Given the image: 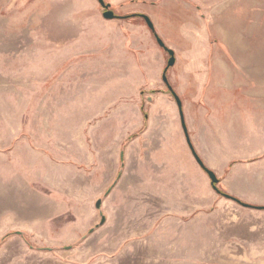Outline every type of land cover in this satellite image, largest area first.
<instances>
[{
    "label": "rangeland",
    "instance_id": "rangeland-1",
    "mask_svg": "<svg viewBox=\"0 0 264 264\" xmlns=\"http://www.w3.org/2000/svg\"><path fill=\"white\" fill-rule=\"evenodd\" d=\"M104 1L0 0V264H264V210L215 192L178 217L137 156L175 104L155 35L181 102L197 48L264 82V0Z\"/></svg>",
    "mask_w": 264,
    "mask_h": 264
},
{
    "label": "crops",
    "instance_id": "crops-1",
    "mask_svg": "<svg viewBox=\"0 0 264 264\" xmlns=\"http://www.w3.org/2000/svg\"><path fill=\"white\" fill-rule=\"evenodd\" d=\"M223 53L216 46L192 51L185 70L196 92L182 100V117L176 102L150 113L137 153L150 165L151 198L166 199L178 217L203 211L217 200L186 133L226 192L245 204L264 207V82L251 84L247 70L232 69L233 59L228 58V64L219 55Z\"/></svg>",
    "mask_w": 264,
    "mask_h": 264
},
{
    "label": "water",
    "instance_id": "water-1",
    "mask_svg": "<svg viewBox=\"0 0 264 264\" xmlns=\"http://www.w3.org/2000/svg\"><path fill=\"white\" fill-rule=\"evenodd\" d=\"M98 4L101 6V8L103 9V14H102V17L105 19V20H112L115 18V14L109 9L110 8V5L109 4H106L104 0H97ZM142 18L144 19L147 27L150 29V31L154 32V25L153 23L151 22V20L146 17V16H142ZM155 39L158 43V45L168 54L169 56V59L167 61V64L164 68V71H163V74H162V81L163 83L166 85L167 89L171 92L176 104H177V107L179 109V113H180V116L182 117V107H181V101L179 99V97L176 95V93L172 90L171 86L169 85L168 81H167V77H166V71L174 66L175 64V56H174V52L172 50H170L169 48H167L164 43L162 42V40L157 36L155 35ZM182 119V118H181ZM182 126H183V129L185 131V126L183 124V121H182ZM186 132V131H185ZM186 137H187V140H188V143L189 142V139H188V135L186 133ZM189 147H190V144H189ZM191 149V148H190ZM192 151V150H191ZM197 164L201 167L202 169V166H203V163L201 162V160L199 159V157L194 154L192 152ZM206 175L208 176L209 180H210V183H211V186L213 188V190L216 192L217 191V184L219 183V180L218 178L216 177V175L208 170L205 172ZM217 193V192H216ZM100 205H101V200H97L96 204H95V207L96 209H99L100 208ZM240 205H242L243 207H246L248 208V204H245V203H241ZM256 210H264V207H257ZM105 222V218L104 217H101V221H100V224H103Z\"/></svg>",
    "mask_w": 264,
    "mask_h": 264
},
{
    "label": "trees",
    "instance_id": "trees-1",
    "mask_svg": "<svg viewBox=\"0 0 264 264\" xmlns=\"http://www.w3.org/2000/svg\"><path fill=\"white\" fill-rule=\"evenodd\" d=\"M136 16V15H135ZM154 33V32H153ZM146 114H144V119H146ZM190 144V143H189ZM190 148H191V150H192V152L194 153V154H196L195 153V151L193 150V147H192V145L190 144ZM120 162H121V165H122V163H123V157L121 156V158H120ZM202 170L204 171V172H206V171H208L209 169H207L204 165L202 166ZM219 184V183H218ZM217 184V185H218ZM217 194H219L220 196H222V197H225V198H227V199H230V200H232V201H235L236 203H238V204H241V203H243L242 201H240L239 199H237V198H235V197H233V196H231V195H229V194H227V193H225L224 191H222V190H220V189H218L217 188ZM248 208H250V209H257V207L256 206H251V205H248L247 206ZM91 231V230H90ZM89 231V232H90ZM6 238V237H5ZM4 239V238H3Z\"/></svg>",
    "mask_w": 264,
    "mask_h": 264
},
{
    "label": "flooded vegetation",
    "instance_id": "flooded-vegetation-1",
    "mask_svg": "<svg viewBox=\"0 0 264 264\" xmlns=\"http://www.w3.org/2000/svg\"><path fill=\"white\" fill-rule=\"evenodd\" d=\"M168 59H169V57H168Z\"/></svg>",
    "mask_w": 264,
    "mask_h": 264
}]
</instances>
